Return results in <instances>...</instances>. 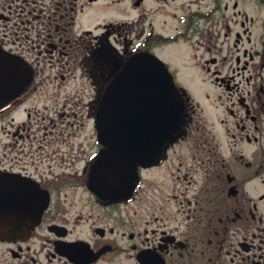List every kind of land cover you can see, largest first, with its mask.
I'll return each instance as SVG.
<instances>
[{"label": "flooded vegetation", "instance_id": "flooded-vegetation-1", "mask_svg": "<svg viewBox=\"0 0 264 264\" xmlns=\"http://www.w3.org/2000/svg\"><path fill=\"white\" fill-rule=\"evenodd\" d=\"M163 11L169 32L152 20ZM164 47L176 79L182 67L211 75L219 132L188 103L186 133L166 159L140 168L129 196L102 198L90 186L93 155L75 154L71 137L124 57ZM0 56L31 77L1 92L0 174L31 178L50 195L28 238H0V264H264V0H0ZM80 83L94 89L85 105L74 94ZM50 84L72 113L43 128L40 138L68 135L65 149L45 155L27 140L37 103L54 99ZM220 132L250 152L232 146L227 158ZM164 166L169 185L144 175Z\"/></svg>", "mask_w": 264, "mask_h": 264}, {"label": "water", "instance_id": "water-1", "mask_svg": "<svg viewBox=\"0 0 264 264\" xmlns=\"http://www.w3.org/2000/svg\"><path fill=\"white\" fill-rule=\"evenodd\" d=\"M5 66L0 82L5 80ZM16 74V70L13 71ZM2 83H0V86ZM185 99L166 64L156 55H133L114 79L99 104L96 125L107 150L93 168L98 193L128 192L138 178V166L160 162L184 124ZM22 198L26 207L16 210ZM47 196L36 185L8 190L0 185V237H25L39 222Z\"/></svg>", "mask_w": 264, "mask_h": 264}, {"label": "rangeland", "instance_id": "rangeland-1", "mask_svg": "<svg viewBox=\"0 0 264 264\" xmlns=\"http://www.w3.org/2000/svg\"><path fill=\"white\" fill-rule=\"evenodd\" d=\"M157 4H154L156 6ZM154 15V14H153ZM165 12L158 13L154 15L152 20L154 21V26L156 29L162 30L164 32H169V21L167 23L164 22L166 17L164 16ZM156 18V21L154 20ZM147 23L145 26H148ZM157 53L163 57L165 60L169 61V48L164 47L157 50ZM182 51H178L172 58H177ZM186 53V52H185ZM190 51L187 52V61H189L191 58L189 56ZM186 57V56H184ZM50 73L49 71L46 72V75ZM207 77V78H206ZM79 80V77H78ZM210 74L206 72V74L202 71H199L196 68H184L182 67L181 70L177 73V82L178 85H181V87L185 88L189 95L198 102L201 107H203V110L200 111L201 115L199 117H205L208 120V124L213 128V125H215L216 130L220 128L219 122L217 118L215 117V114L217 110L215 109V98L220 94V90L216 89L214 86H216L213 81ZM51 87H49L48 91L46 90V95H48V92L50 95L54 97L41 100L37 103L38 106V113H35L33 111V114L31 116V121L33 123L32 127L33 130L36 131V134H32L29 139L27 140L28 144H30L31 147L36 146L38 144L42 145L41 148H39V152H43L46 155L47 153H51L54 149L58 148V145H61L62 149H65V142L63 141L64 138H68V135H57L56 131L53 133L47 134V136H43L44 129L47 127V129L50 131L53 128H59V126L54 127V125H51L52 121L50 118H56L59 113H63L64 111H68L69 113H72L69 111V108L71 107V103H64L63 94L62 95H56L54 94L53 85L50 84ZM217 87V86H216ZM78 91L74 94L78 96V99L76 101H81L83 105L87 103V101L93 96L94 89L90 85H83L82 83L77 85ZM32 106V105H30ZM34 107V106H32ZM86 109V108H85ZM199 112V111H198ZM84 114V113H83ZM79 116H81V113L79 111ZM78 122L80 125L83 123L82 127V133L77 136H72V140L74 141L75 148L74 153L77 155L82 154L80 157L83 156V154L86 152L89 154L91 151H93L96 148L95 142H94V136L93 134V124L92 120H89L87 118L86 113L83 115ZM25 117V115H24ZM19 119H22L19 118ZM41 128V129H39ZM39 129V130H38ZM214 132L215 130L212 129ZM199 132V131H198ZM219 132V130H218ZM216 133V132H215ZM201 134V132L199 133ZM221 134V132H220ZM218 136V135H217ZM58 137V142H55V139ZM36 138L41 139V142H38ZM222 142L225 144V148L227 149V158H231L233 155V151L231 150V147L234 146L233 144V138L230 135H223L220 136ZM7 140L6 134L0 133V145L1 149L3 144ZM181 147L183 149V155L185 159H190L192 148L190 147V142L185 141L181 143ZM86 145V147H85ZM241 149L244 153L250 152L248 150V146L244 143L242 145L234 146L233 150L235 149ZM62 154V153H61ZM233 158V157H232ZM45 160L47 158H44ZM48 160V159H47ZM52 162L51 160H48L46 164H49ZM162 170V171H161ZM153 170L152 172H149L147 174L149 177H157L156 179H159L160 181H167V184L169 185V169L165 168V166L162 169Z\"/></svg>", "mask_w": 264, "mask_h": 264}]
</instances>
